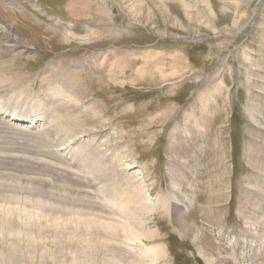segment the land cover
Here are the masks:
<instances>
[{
	"label": "rangeland",
	"instance_id": "1",
	"mask_svg": "<svg viewBox=\"0 0 264 264\" xmlns=\"http://www.w3.org/2000/svg\"><path fill=\"white\" fill-rule=\"evenodd\" d=\"M14 258L264 264V0H0Z\"/></svg>",
	"mask_w": 264,
	"mask_h": 264
},
{
	"label": "bare ground",
	"instance_id": "2",
	"mask_svg": "<svg viewBox=\"0 0 264 264\" xmlns=\"http://www.w3.org/2000/svg\"><path fill=\"white\" fill-rule=\"evenodd\" d=\"M70 35V34H69ZM67 36V35H66ZM72 38L73 40L75 39L74 38V36L73 35H70V36H68V38H67V40H66V42L67 43H70V39ZM73 43V42H72ZM165 75V74H164ZM70 77V76H69ZM67 78V77H66ZM46 80V79H45ZM62 80H64V79H61V81ZM70 80V79H69ZM131 80H133V81H135V78H132ZM69 82V81H68ZM67 84H69V83H67ZM72 85V84H71ZM59 89V88H58ZM69 89V88H68ZM61 90V89H60ZM65 90V89H64ZM64 91H54V92H52V94L54 93H57V94H61V93H63ZM78 92V94H79V96H86V94H88L86 91H77ZM66 94H67V92H65ZM85 93V94H84ZM39 95V94H38ZM70 95V94H69ZM62 97H63V95H62ZM53 105V104H52ZM41 108V107H40ZM54 108V107H53ZM38 111V110H37ZM55 111V110H54ZM55 113V112H54ZM54 113H52V114H54ZM56 114V113H55ZM54 114V115H55ZM72 117V116H71ZM37 118H39L40 119V116H37ZM52 118V117H51ZM58 118V117H57ZM69 118V117H68ZM62 120V119H61ZM33 121L31 120V122L30 123H32ZM66 122V121H65ZM74 124V123H73ZM67 125V124H66ZM77 125V124H76ZM74 126H75V124H74ZM82 126V125H81ZM83 127V126H82ZM3 130V129H2ZM5 130V129H4ZM9 130V129H8ZM7 130V131H8ZM59 130V129H58ZM81 137V136H80ZM8 142V141H7ZM19 144H20V142H18ZM22 143V142H21ZM41 143V142H40ZM26 152V151H25ZM76 152V151H75ZM80 152V151H79ZM48 155V157H50V158H52V159H55V160H57L59 163L61 162L60 160H59V158L57 157V155H56V153L55 154H47ZM25 155H23V157H24ZM18 157V156H17ZM21 157V156H20ZM26 157V156H25ZM124 157V156H123ZM11 161V160H10ZM32 161H33V159H32ZM14 163V162H13ZM35 163V162H34ZM63 163V162H62ZM66 163V162H65ZM28 165V164H27ZM24 166V165H23ZM31 166V165H30ZM39 167V166H38ZM104 167V166H103ZM42 169H45V168H42ZM52 169V168H51ZM47 170V169H46ZM50 170V169H49ZM43 171V170H42ZM51 171V170H50ZM54 171V170H53ZM56 171H58V170H56ZM52 172V171H51ZM55 172V171H54ZM106 172V171H105ZM21 173V172H20ZM54 174V173H53ZM65 174V173H64ZM68 174V173H67ZM72 174V173H71ZM99 175V174H98ZM70 176V175H69ZM71 177V176H70ZM73 178V177H72ZM66 181H68L67 179H66ZM71 183V182H70ZM73 184L77 187V192H79V193H83V194H85V199H86V201H88L89 200V195H87L86 194V192H84L83 191V189H82V187H81V182L80 181H78V180H76V181H73ZM114 184V183H113ZM83 186V185H82ZM86 190V189H85ZM134 191V190H133ZM128 194V193H127ZM88 198V199H87ZM84 199V200H85ZM176 199H181V198H179V197H177ZM185 200V199H184ZM184 202H186V201H184ZM89 203H91V202H89L88 201V204ZM178 204V203H177ZM180 204V203H179ZM150 205V204H149ZM180 207V206H179ZM44 213V212H43ZM42 214V213H41ZM35 218V217H34ZM41 225V224H40ZM69 229V228H68ZM11 232V231H10ZM144 252L146 253V254H148L149 256L151 255V258H152V256H153V258H158L159 256H160V253H162L163 252V250H162V248H160L159 246H152V247H148V248H146L145 250H144ZM139 254V253H138ZM15 258L13 259V264H15ZM140 264V263H139Z\"/></svg>",
	"mask_w": 264,
	"mask_h": 264
}]
</instances>
